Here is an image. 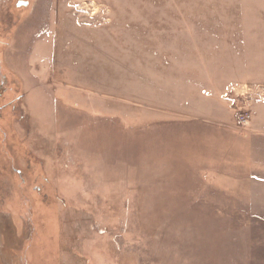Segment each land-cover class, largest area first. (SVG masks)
<instances>
[{"label": "rangeland", "instance_id": "1", "mask_svg": "<svg viewBox=\"0 0 264 264\" xmlns=\"http://www.w3.org/2000/svg\"><path fill=\"white\" fill-rule=\"evenodd\" d=\"M0 65V264H264L209 124L264 102V0H0Z\"/></svg>", "mask_w": 264, "mask_h": 264}, {"label": "crops", "instance_id": "2", "mask_svg": "<svg viewBox=\"0 0 264 264\" xmlns=\"http://www.w3.org/2000/svg\"><path fill=\"white\" fill-rule=\"evenodd\" d=\"M251 121L246 123L245 128H240V122L236 120L214 122L209 124L225 130L232 136L231 142L225 143L222 149L226 157L229 156V150H234L237 167L246 171V183L244 184L250 192L264 191V102L256 103L251 107ZM214 126V127H215ZM242 130V131H241ZM229 140V139H227ZM224 164L230 162L222 161ZM256 178V179H253ZM254 187V188H252Z\"/></svg>", "mask_w": 264, "mask_h": 264}, {"label": "flooded vegetation", "instance_id": "3", "mask_svg": "<svg viewBox=\"0 0 264 264\" xmlns=\"http://www.w3.org/2000/svg\"><path fill=\"white\" fill-rule=\"evenodd\" d=\"M1 2H10V5L14 4L17 9H21V8L27 9L30 5V0H1ZM18 4H20V6H18ZM8 12H10V11H8ZM20 19L21 18L19 16V18H17L16 22H18ZM2 26H7V25L2 23ZM2 59H3V57L1 58V60ZM1 64H2V62H1ZM6 80H8V79H7L6 75L4 74L3 69L1 68V65H0V90L2 88H4ZM8 92L11 93V90L9 91V90H6V88H5L3 92L0 91V94L2 95V93H4V95H6ZM1 97H3V96H1ZM22 103L23 102H22L21 95H17L11 99H7L3 104L0 105V116L1 117L3 116V113H1V112H3L4 109L9 108L10 112H8V115H7L8 117H6V118L7 119L11 118V122L15 121V120L20 122L21 121L20 110L22 111L24 108ZM15 113H17V118H15V120H14ZM23 113L25 114V112H23Z\"/></svg>", "mask_w": 264, "mask_h": 264}, {"label": "built area", "instance_id": "4", "mask_svg": "<svg viewBox=\"0 0 264 264\" xmlns=\"http://www.w3.org/2000/svg\"><path fill=\"white\" fill-rule=\"evenodd\" d=\"M248 119H249V115L244 114L243 116H241V118H239V122H240V124H245Z\"/></svg>", "mask_w": 264, "mask_h": 264}, {"label": "water", "instance_id": "5", "mask_svg": "<svg viewBox=\"0 0 264 264\" xmlns=\"http://www.w3.org/2000/svg\"><path fill=\"white\" fill-rule=\"evenodd\" d=\"M18 6H20V4H18Z\"/></svg>", "mask_w": 264, "mask_h": 264}]
</instances>
